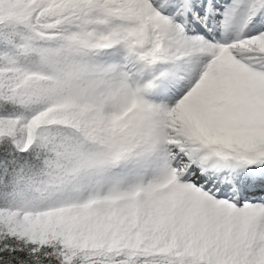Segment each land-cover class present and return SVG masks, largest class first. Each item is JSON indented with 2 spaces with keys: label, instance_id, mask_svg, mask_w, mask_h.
Returning <instances> with one entry per match:
<instances>
[{
  "label": "snow or ice",
  "instance_id": "1",
  "mask_svg": "<svg viewBox=\"0 0 264 264\" xmlns=\"http://www.w3.org/2000/svg\"><path fill=\"white\" fill-rule=\"evenodd\" d=\"M0 264H264V0H0Z\"/></svg>",
  "mask_w": 264,
  "mask_h": 264
}]
</instances>
